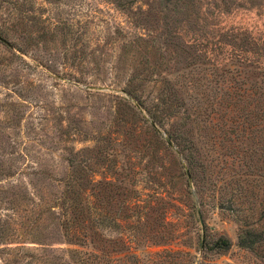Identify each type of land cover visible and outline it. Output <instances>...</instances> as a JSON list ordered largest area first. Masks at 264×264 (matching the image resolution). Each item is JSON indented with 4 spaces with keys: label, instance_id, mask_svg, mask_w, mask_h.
<instances>
[{
    "label": "rangeland",
    "instance_id": "1",
    "mask_svg": "<svg viewBox=\"0 0 264 264\" xmlns=\"http://www.w3.org/2000/svg\"><path fill=\"white\" fill-rule=\"evenodd\" d=\"M120 1L0 0V264H263L237 246L235 210L255 217L264 197V130L261 146L239 130L264 106V0ZM172 89L196 104L191 164L164 142L183 114ZM219 237L226 252H200Z\"/></svg>",
    "mask_w": 264,
    "mask_h": 264
},
{
    "label": "trees",
    "instance_id": "2",
    "mask_svg": "<svg viewBox=\"0 0 264 264\" xmlns=\"http://www.w3.org/2000/svg\"><path fill=\"white\" fill-rule=\"evenodd\" d=\"M117 1V5L122 7L123 4L120 0ZM164 1L167 0H160L161 3H165ZM237 38L235 37V40ZM244 39V38H243ZM242 39V40H243ZM241 42V41H240ZM258 82L255 83L257 87V93L259 92L260 95L263 94L264 96V75L261 73L258 76ZM178 86V85H177ZM181 93V94H180ZM166 98V102L169 105V109L179 108L182 109V115L180 117L179 127H175L173 129V133L167 132L165 143L169 146V148H175L177 154L183 155V158L186 160L187 163L191 164L194 159V150L197 147V143L195 139L189 136L190 129L189 121L191 120V109L185 108L186 102L189 105H196L192 102L188 101L186 95L179 90H171ZM260 98H258L257 103H260ZM189 102V103H188ZM164 104V103H163ZM259 105V104H258ZM198 106V105H197ZM261 108L259 110V117L256 119L254 127H245V123L247 120H242V127H239L240 132L253 135V141L256 143L257 146L262 145L261 139V132L264 130V106L260 105ZM199 111L200 106L196 107ZM146 109V108H145ZM202 109V108H201ZM235 111V109H234ZM173 112V111H172ZM149 117L152 121L157 124L158 126H162L160 120V115H154L150 111L147 110ZM198 114V113H197ZM241 119V118H240ZM153 124V123H152ZM158 133V132H157ZM159 134V133H158ZM247 138V137H246ZM249 138V137H248ZM251 139V138H249ZM248 139V140H249ZM247 140V141H248ZM261 149V148H260ZM204 158V156H201ZM251 158V156H250ZM259 160V158H258ZM258 160L253 157V166L258 163ZM190 170V169H189ZM186 177L190 180V172L185 170ZM249 184L248 182H246ZM85 188L76 187L72 184H69L67 188L63 192L64 196V203L63 207L66 208V212L63 213L64 217L67 218L70 222V226L68 230L71 231L73 234V238L75 243L82 247V249L86 250H75L76 256L78 257L79 261L84 263H89V260L92 256V252L89 250L92 247V240H91V226H92V218L91 212L88 209L87 202L85 198H83V193ZM258 201H256L255 205V214L256 216H238L241 215V210H235L236 214V225H237V246L241 249L248 250L251 252L256 259L258 258L264 264V197L262 194L258 195ZM67 200V201H66ZM68 203V204H67ZM68 210V211H67ZM254 211V208H253ZM107 220L104 218L101 224H106ZM231 246V243L228 238L226 237H219L217 239L211 241H204L200 248V252L203 254H222L226 252ZM72 258V262H73ZM83 264V263H82ZM198 264H206L204 261V257L202 261H199Z\"/></svg>",
    "mask_w": 264,
    "mask_h": 264
},
{
    "label": "water",
    "instance_id": "3",
    "mask_svg": "<svg viewBox=\"0 0 264 264\" xmlns=\"http://www.w3.org/2000/svg\"><path fill=\"white\" fill-rule=\"evenodd\" d=\"M0 41H2L3 43H6L5 40H3L1 37H0ZM198 216H199V220H200V223H201V226H202V229H203V222H202V219H201V215L198 213ZM202 243H203V238H202Z\"/></svg>",
    "mask_w": 264,
    "mask_h": 264
}]
</instances>
